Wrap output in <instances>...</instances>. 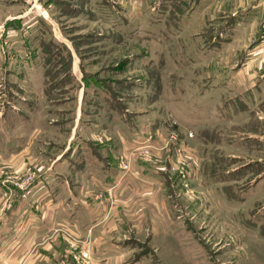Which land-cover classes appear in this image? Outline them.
<instances>
[{
  "label": "rangeland",
  "instance_id": "374dc122",
  "mask_svg": "<svg viewBox=\"0 0 264 264\" xmlns=\"http://www.w3.org/2000/svg\"><path fill=\"white\" fill-rule=\"evenodd\" d=\"M47 1L0 0V150L20 152L0 177L25 189L72 140L98 164L86 141H113L116 114L133 136L115 184L129 162L166 204L125 223L145 263L264 264V26L231 31L229 0Z\"/></svg>",
  "mask_w": 264,
  "mask_h": 264
},
{
  "label": "crops",
  "instance_id": "0c3cea01",
  "mask_svg": "<svg viewBox=\"0 0 264 264\" xmlns=\"http://www.w3.org/2000/svg\"><path fill=\"white\" fill-rule=\"evenodd\" d=\"M45 2L49 4L47 0ZM228 2L224 11L228 10L234 17L229 27L231 31L264 26V0ZM26 12L33 17L34 13L38 17L42 15L41 9L34 6ZM14 22L23 31L34 28V18L27 15ZM109 115L111 118L110 111ZM114 115L112 120L106 121L103 128L106 130L101 131L102 134L108 132L113 141L95 143L91 141L94 132L86 141L99 159L98 164L95 160H78L72 140L67 148L54 155L50 163L40 162L35 166L34 181L25 189L21 188V183L8 182L0 177V264H78L75 254L87 249L92 256L90 264H146L148 258L143 257L144 253H138L132 242L126 239L136 219L146 221L152 215L157 219L158 214L153 212L151 215L150 212L154 208L151 204L157 205L155 199L163 206L164 214L166 204L159 194H153L156 196L154 200L144 194L151 193L156 182L147 179L148 183H136L135 170L139 168L135 165L131 171L121 174L123 180L118 181L120 184H115L117 174L122 171L118 166V157L122 153L120 142L131 140L133 135L123 129L125 120ZM78 135L75 132V136ZM129 145L131 148L133 142ZM16 151L0 150V163L8 162L6 160L15 162L20 156ZM4 153L8 155L5 158L2 157ZM18 161L19 165L14 168L22 170V161ZM94 163V167L90 165ZM108 165L112 166L110 177L105 172ZM139 190L146 198L138 201V205L146 206L145 209L138 208L140 206L135 209V193ZM126 222L134 223L127 227Z\"/></svg>",
  "mask_w": 264,
  "mask_h": 264
},
{
  "label": "built area",
  "instance_id": "2783aa9c",
  "mask_svg": "<svg viewBox=\"0 0 264 264\" xmlns=\"http://www.w3.org/2000/svg\"><path fill=\"white\" fill-rule=\"evenodd\" d=\"M139 148H141L142 150H144V152L146 153V155H148L146 158H148L150 156V150H151V143L150 141H146L144 143L141 144V146H139ZM122 164V169L125 171V172H128L130 167H129V162H121ZM82 260H87L90 258V254L89 252H85L83 251L82 252V256L80 257Z\"/></svg>",
  "mask_w": 264,
  "mask_h": 264
}]
</instances>
